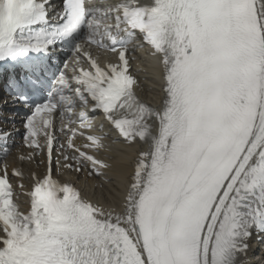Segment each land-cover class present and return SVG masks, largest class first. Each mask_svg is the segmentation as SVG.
Segmentation results:
<instances>
[{
	"label": "snow or ice",
	"instance_id": "obj_1",
	"mask_svg": "<svg viewBox=\"0 0 264 264\" xmlns=\"http://www.w3.org/2000/svg\"><path fill=\"white\" fill-rule=\"evenodd\" d=\"M145 48L159 107L131 71ZM0 85L34 108L19 159L47 157L10 169L0 130V264H242L264 236V0H0ZM90 113L137 149L131 174ZM64 170L112 187L93 200Z\"/></svg>",
	"mask_w": 264,
	"mask_h": 264
},
{
	"label": "bare ground",
	"instance_id": "obj_2",
	"mask_svg": "<svg viewBox=\"0 0 264 264\" xmlns=\"http://www.w3.org/2000/svg\"><path fill=\"white\" fill-rule=\"evenodd\" d=\"M149 99L157 104H159L162 100V95L158 91H154L148 95ZM136 148H127L126 146L115 145L113 148V152L110 156L115 157V162L123 165L128 174H131L130 163L136 159ZM25 169L30 170L31 167L28 165H23ZM109 175H114L113 173H109ZM115 178V177H114ZM117 182L119 183V179L117 178ZM97 182L89 181L85 183L83 180L79 183L81 188L84 190L85 194L94 199H101L102 195H108L106 189L112 187L111 185H106L102 190L100 188H96ZM126 182L120 185V191L116 194L117 198L121 200L124 197V192L126 191ZM246 264V263H245ZM259 264V263H258Z\"/></svg>",
	"mask_w": 264,
	"mask_h": 264
}]
</instances>
